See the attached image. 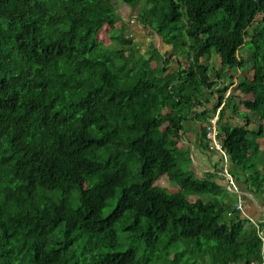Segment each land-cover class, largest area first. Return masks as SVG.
Wrapping results in <instances>:
<instances>
[{
  "label": "trees",
  "instance_id": "trees-1",
  "mask_svg": "<svg viewBox=\"0 0 264 264\" xmlns=\"http://www.w3.org/2000/svg\"><path fill=\"white\" fill-rule=\"evenodd\" d=\"M219 107L229 173L264 196V0H0V264H264V221L188 164L186 121L211 150Z\"/></svg>",
  "mask_w": 264,
  "mask_h": 264
},
{
  "label": "crops",
  "instance_id": "crops-1",
  "mask_svg": "<svg viewBox=\"0 0 264 264\" xmlns=\"http://www.w3.org/2000/svg\"><path fill=\"white\" fill-rule=\"evenodd\" d=\"M134 23H132L133 34L136 37V39L139 42H141L140 39L141 38L143 39L146 36V34L144 32V28L139 26L137 23L136 24H134ZM158 39H159V37H158ZM159 41H162V40L159 39ZM162 44L165 45L164 43H162ZM165 48L168 49V47L166 45H165ZM160 49H162V48H160ZM162 52L165 53L166 50L165 51L162 50ZM174 63H176V67L173 68V69L171 68L172 71L176 70L178 68V66H179V62H177V61L172 62L170 64V66L172 64H174ZM216 112L211 110V112L209 113V115H210L209 119L211 117L215 116ZM195 119H197V118H192V119L186 121L187 124L191 121L193 123V126H189V124H188V127H187L185 125L184 135L187 138V143H185V146L191 147L193 149V156H195V153L197 154V152H199V153L202 152L203 153V158L207 159V161H206L207 164L202 165L203 167H202L201 170L199 168H196V169L199 172L200 171H203V172L204 171L205 172H215V171H217V168H221L220 173H222V175L224 176V174H223L224 169H228V164H229L228 156L225 158L223 155L220 154V152H218L216 150L212 151V150L206 149L203 146L202 142L200 141L201 124H203V123L196 124L195 123V121H196ZM197 120H199V119H197ZM206 123H208V122H206ZM204 125H206L205 122H204ZM187 131L190 134L189 136L186 135ZM190 131H192V133ZM208 145H209V142H208ZM222 162L224 163V165H222ZM195 163H197L198 165L202 164L200 159H197L195 161ZM200 174H202V173H200ZM224 180H221L222 184L226 183V181L224 182ZM237 186H238L239 192H240L238 194L237 203L239 201L242 203V212L244 213V215L245 216H249L253 220H257L259 218H262V215H264V196H260L258 194H254V192H252V191L248 190L247 188H245L244 185L242 184V182L237 183ZM263 221H264V217H263Z\"/></svg>",
  "mask_w": 264,
  "mask_h": 264
},
{
  "label": "rangeland",
  "instance_id": "rangeland-1",
  "mask_svg": "<svg viewBox=\"0 0 264 264\" xmlns=\"http://www.w3.org/2000/svg\"><path fill=\"white\" fill-rule=\"evenodd\" d=\"M129 8L128 7H126V6H121V12H122V14L126 17V15L129 13ZM135 22V23H134ZM132 23H134V24H136V21H132ZM120 23H118V25H119ZM142 28H144V27H142ZM142 31V30H141ZM140 31V32H141ZM125 33V32H127V29L125 28V29H121V30H117V31H111V29H109V27H104L101 31H100V33H99V35H98V40L100 41V42H102V43H104V44H107V43H110L111 42V34L112 35H116L117 36V34H122V33ZM144 32H145V34H146V36L142 39H140V41L142 42H140L141 43V48H142V50H143V52H145V50H147L148 49V47H149V45H150V43L153 41L154 42V44H156L157 45V47L158 48H163V51H165V50H167V48H165V45H163L162 43H163V40H162V38L158 35V34H154V33H150V31L149 30H147V28L145 29L144 28ZM159 37V39L160 40H162V41H159V39H158V37ZM150 40V41H149ZM168 47V50H170L171 49V47H169V46H167ZM214 58L215 59H217V57H216V55L214 56ZM152 66H155L156 65V63H155V61H153L152 62V64H151ZM173 66V67H172ZM176 67V63H174V64H172L171 65V68L173 69V68H175ZM231 111V109L229 110V112ZM249 115V110L248 111H245V110H241L237 115H236V118L234 119V121H235V123H237V121H238V123H240L241 124V122H242V120H244V116L245 115ZM250 116L252 117V121L254 122L256 119H254V117H255V115H254V113H251L250 112ZM192 119V118H191ZM196 121H195V123L196 124H201L202 122L200 121V120H197V119H195ZM202 120V119H201ZM233 120V119H232ZM189 126H193V123L190 121L189 123ZM188 124L186 123L185 125L188 127ZM207 125V124H206ZM254 125V124H253ZM257 126H258V124H257ZM187 129V128H186ZM191 133H192V131H190ZM186 135L187 136H189L190 134L188 133V131H187V133H186ZM185 143H187V140H186V142ZM260 147H261V149H260V152H259V157L261 158V159H263V157H264V138H261L260 139ZM197 159H200V161H201V165H198L197 163H195V161ZM206 161H207V159H204L203 158V153L201 152V153H199V152H197V154L195 153V156H193V149L190 147V161H189V166H190V168L192 169V170H196V173H198V174H200V173H203V171H198L196 168H199L200 170L202 169V165H205V164H207L206 163ZM224 162V161H223ZM222 162V165H224V163ZM260 163H261V161H260ZM220 171H221V168H217V171H215L214 173H217L216 174V179L221 183V180H224V176L222 175V173H220ZM205 172V171H204ZM220 176H222L223 177V179H220ZM224 182H225V180H224ZM159 183L161 184V185H163V186H167L168 188H169V190L170 191H175L176 189H175V187L173 186V185H171L166 179H164V178H161L160 180H159ZM220 195L223 197V198H225L228 202H230L232 205H234L235 207H236V201H238V194H236L235 192H232L229 188H228V186L226 185V183L225 184H222L221 185V188H220ZM263 217H264V215H262V218H259L258 219V221H262L263 220ZM261 234H263V233H261ZM79 259H81V260H83L84 259V255H80V254H78V256H77Z\"/></svg>",
  "mask_w": 264,
  "mask_h": 264
},
{
  "label": "built area",
  "instance_id": "built-area-1",
  "mask_svg": "<svg viewBox=\"0 0 264 264\" xmlns=\"http://www.w3.org/2000/svg\"><path fill=\"white\" fill-rule=\"evenodd\" d=\"M219 112L220 108L218 109V112L215 116L209 119L207 123V132H206V138L209 142L210 149L216 150L220 152L221 155H223L225 158L227 157V154L223 148L222 142L219 139V129L217 127L218 119H219ZM226 181L228 182V187L234 192L240 193L239 188L236 184V182L233 179V176L229 173L228 169H224L223 172ZM237 207L242 210V203L239 201ZM262 231V230H261ZM254 264V263H251Z\"/></svg>",
  "mask_w": 264,
  "mask_h": 264
},
{
  "label": "clouds",
  "instance_id": "clouds-1",
  "mask_svg": "<svg viewBox=\"0 0 264 264\" xmlns=\"http://www.w3.org/2000/svg\"><path fill=\"white\" fill-rule=\"evenodd\" d=\"M219 108L221 109V107H219ZM219 108H218V109H219ZM217 112H218V110H217ZM217 112H216V114H217ZM216 114H215V115H216ZM218 116H219V115H218ZM211 118H212V117H211ZM208 121H209V120H208ZM208 121H207V122H208ZM206 124H207V123H206ZM207 141H208V140H207ZM209 147H210V146H209ZM211 150H213V149H211ZM224 179H225V176H224ZM225 181H226V179H225ZM235 182H236V181H235ZM226 183H227V186H228V182H227V181H226ZM228 188H229V187H228ZM230 190H231V189H230ZM237 205H238V203H237ZM236 207H237V206H236ZM237 208H238V207H237ZM238 209H239V208H238ZM239 210H240V209H239Z\"/></svg>",
  "mask_w": 264,
  "mask_h": 264
}]
</instances>
